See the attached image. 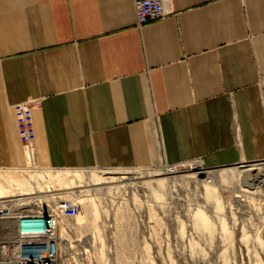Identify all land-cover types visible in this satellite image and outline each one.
<instances>
[{
  "label": "crops",
  "instance_id": "crops-1",
  "mask_svg": "<svg viewBox=\"0 0 264 264\" xmlns=\"http://www.w3.org/2000/svg\"><path fill=\"white\" fill-rule=\"evenodd\" d=\"M21 101L33 105V162ZM260 159L264 0H169L140 27L132 0H0V168Z\"/></svg>",
  "mask_w": 264,
  "mask_h": 264
},
{
  "label": "rangeland",
  "instance_id": "rangeland-1",
  "mask_svg": "<svg viewBox=\"0 0 264 264\" xmlns=\"http://www.w3.org/2000/svg\"><path fill=\"white\" fill-rule=\"evenodd\" d=\"M194 163L171 175L164 165L0 168V201H79L78 214L61 219V264H264V159Z\"/></svg>",
  "mask_w": 264,
  "mask_h": 264
},
{
  "label": "built area",
  "instance_id": "built-area-1",
  "mask_svg": "<svg viewBox=\"0 0 264 264\" xmlns=\"http://www.w3.org/2000/svg\"><path fill=\"white\" fill-rule=\"evenodd\" d=\"M135 24L140 27L166 16L169 0H132ZM14 116L20 141L27 156L34 161L35 142L33 105L21 101L14 104ZM176 169L180 165H164ZM80 211L76 199L62 198L51 205H38L19 210H0V220L6 219L4 235L0 233V264H61L66 245L61 237L62 218H73Z\"/></svg>",
  "mask_w": 264,
  "mask_h": 264
},
{
  "label": "bare ground",
  "instance_id": "bare-ground-1",
  "mask_svg": "<svg viewBox=\"0 0 264 264\" xmlns=\"http://www.w3.org/2000/svg\"><path fill=\"white\" fill-rule=\"evenodd\" d=\"M263 167V170H264V166H262ZM163 170L165 171V173H167V174H174V173H177L178 172V170H177V168L176 169H172V170H170V169H167V168H163ZM246 170H250V168L249 169H246ZM264 174V173H263ZM122 178H126L125 176H123ZM254 180V179H253ZM252 183V182H251ZM255 185V184H254ZM253 185V186H254ZM21 204V203H20ZM43 205V204H42ZM13 209V210H19V209H21V208H17V207H15V204H14V202L12 201V200H9V201H0V210H5V209ZM60 233H61V223H60ZM65 243V245H67L66 244V242H64Z\"/></svg>",
  "mask_w": 264,
  "mask_h": 264
}]
</instances>
